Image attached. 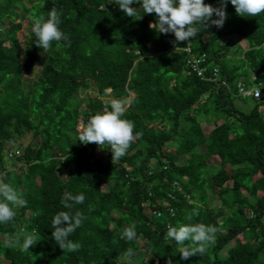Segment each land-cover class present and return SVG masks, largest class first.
Wrapping results in <instances>:
<instances>
[{
	"label": "trees",
	"instance_id": "obj_1",
	"mask_svg": "<svg viewBox=\"0 0 264 264\" xmlns=\"http://www.w3.org/2000/svg\"><path fill=\"white\" fill-rule=\"evenodd\" d=\"M116 2L0 0V178L26 201L0 225V264H119L128 248L133 264H264V12L228 3L222 27L194 23L196 37L174 42L150 27L155 13L129 17ZM53 7L68 40L41 49L31 28ZM106 88L132 100L118 162L107 143L76 138ZM66 192L85 194L70 210L85 217L75 252L51 238ZM198 222L217 228L215 242L181 259L167 228ZM24 234L37 241L28 251L3 246Z\"/></svg>",
	"mask_w": 264,
	"mask_h": 264
},
{
	"label": "clouds",
	"instance_id": "obj_2",
	"mask_svg": "<svg viewBox=\"0 0 264 264\" xmlns=\"http://www.w3.org/2000/svg\"><path fill=\"white\" fill-rule=\"evenodd\" d=\"M134 3H139L140 7H130ZM228 3H231L236 14L240 16L255 17L264 12V0H218V6H212L204 0H117L116 2L118 8L129 17L136 16L137 9H142L143 14L155 13L156 22L150 24V27L159 33L174 34V42L188 41L189 38L196 37L198 28L194 26V23L205 27V22H209L216 27H222L227 16L225 9ZM213 14L217 17L216 19H212ZM60 16L61 14L53 7L47 18L42 16L33 23L31 31L36 38L35 43L41 49H47L51 42L68 40V36L59 27ZM104 91L109 95L106 106L88 117L86 123L77 129L76 138L83 144L94 142L101 146L107 143L112 152L113 162H118L126 154L134 138L133 122L124 118L132 100L128 97L111 96L110 88ZM254 94L260 97L258 92ZM139 135L140 133L135 134L137 138ZM2 176L3 173H0V177ZM84 201L83 192L76 194L66 192L61 203L69 211H59L50 220L53 229L51 238L63 252H75L80 247L78 242L69 237L81 226L85 217L79 210L75 212L70 210L75 205L83 204ZM25 203L26 201L19 196L17 190L0 178V225L12 221L16 215L15 206ZM188 219L191 220V216ZM216 232L217 228L211 224L178 223L168 226L165 238L170 243L174 240L180 245L178 252L181 259L187 260L193 255L204 254L214 244ZM122 237L129 241L137 237L135 223H130L123 229ZM36 243L34 235L24 234L22 240L18 235L10 236L3 241V246L12 247L14 244H19L22 251H28L30 246ZM136 255V251L132 248L126 249L120 257L119 264H133ZM166 264H172V261L168 260Z\"/></svg>",
	"mask_w": 264,
	"mask_h": 264
},
{
	"label": "rangeland",
	"instance_id": "obj_3",
	"mask_svg": "<svg viewBox=\"0 0 264 264\" xmlns=\"http://www.w3.org/2000/svg\"><path fill=\"white\" fill-rule=\"evenodd\" d=\"M43 62H42V59H40L38 62H37V64H36V66H35V75L37 76V75H39V73L41 72V69H42V67H43ZM33 78H31V79H29V81L31 82V80H32ZM239 104V103H238ZM250 104V103H249ZM247 105H248V103H247ZM246 105V106H247ZM211 202L213 203L212 205L213 206H217L218 204H217V202H214V201H212L211 200Z\"/></svg>",
	"mask_w": 264,
	"mask_h": 264
},
{
	"label": "built area",
	"instance_id": "obj_4",
	"mask_svg": "<svg viewBox=\"0 0 264 264\" xmlns=\"http://www.w3.org/2000/svg\"><path fill=\"white\" fill-rule=\"evenodd\" d=\"M258 95V94H257Z\"/></svg>",
	"mask_w": 264,
	"mask_h": 264
}]
</instances>
